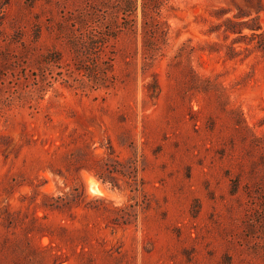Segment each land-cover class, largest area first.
Masks as SVG:
<instances>
[{"label": "rangeland", "instance_id": "374dc122", "mask_svg": "<svg viewBox=\"0 0 264 264\" xmlns=\"http://www.w3.org/2000/svg\"><path fill=\"white\" fill-rule=\"evenodd\" d=\"M0 264H264V0H0Z\"/></svg>", "mask_w": 264, "mask_h": 264}, {"label": "trees", "instance_id": "16d2710c", "mask_svg": "<svg viewBox=\"0 0 264 264\" xmlns=\"http://www.w3.org/2000/svg\"><path fill=\"white\" fill-rule=\"evenodd\" d=\"M97 44V43H96ZM97 46H95L94 49H96ZM98 59V57H97ZM102 70H101V65L97 62L95 68H93V70L90 72L89 74L91 75V78H93L96 82L99 80V78L101 77Z\"/></svg>", "mask_w": 264, "mask_h": 264}]
</instances>
